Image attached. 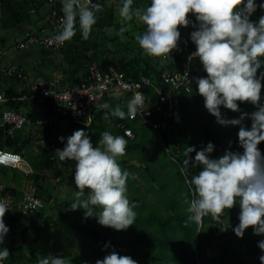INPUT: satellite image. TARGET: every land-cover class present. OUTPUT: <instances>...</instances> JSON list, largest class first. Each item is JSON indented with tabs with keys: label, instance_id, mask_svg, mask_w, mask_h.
<instances>
[{
	"label": "trees",
	"instance_id": "obj_1",
	"mask_svg": "<svg viewBox=\"0 0 264 264\" xmlns=\"http://www.w3.org/2000/svg\"><path fill=\"white\" fill-rule=\"evenodd\" d=\"M138 1L133 0V5ZM141 1L147 2L148 5L150 4V0ZM92 3L94 5L97 3L101 4L103 11L97 14V23L93 26L88 40L82 39L77 26L76 35L71 41L65 42L61 49L52 51L41 48L42 57L47 56L51 65L54 62L53 58L56 56L60 57L58 65L53 68L55 75L60 74L65 77V81L75 84L79 82L76 77L79 70L84 69L87 63L95 62L107 69L109 66L115 67L117 71L124 73L129 81H137L140 77H146L153 85H160V87L165 89L167 85L163 82L162 75L170 74L175 69L180 70L181 64L173 62L160 66L157 63L158 58L142 56L141 48L135 39L136 36H130L126 45L119 46L117 40H120L121 37L119 33L121 24L120 21H115L119 14L114 7L116 5L121 6L122 0H92ZM256 3L259 5L264 3V0H256ZM0 7L4 13L9 14L12 26L29 23L31 21V14L29 13L31 9L34 10L32 15L37 16L39 11L46 7L45 16L41 17L43 19H46L53 11L62 14L61 1L58 4L51 5L44 1L36 2L35 0H0ZM262 13L264 12L258 7L250 19L252 21L257 20ZM43 19L39 20L42 21ZM189 19L195 23L194 16L190 15ZM107 28L114 29L111 36L105 35ZM188 28L190 29L189 32L181 38L182 42L178 44V49H187V51H184L185 55H189L190 51L196 50L195 45L190 40V33L194 28L192 26ZM42 32L45 31L39 30L36 33L41 34ZM45 33L47 34L48 31ZM125 35L128 36L127 34ZM171 53L169 54L170 56H172ZM192 61L194 63V60ZM198 61L199 59L197 58L195 64ZM40 64L42 63L40 62ZM44 66H46V63L43 64ZM193 68L197 69L196 71L193 70L195 78L206 75L200 62L198 66L194 65ZM53 72H51V75H53ZM37 76H44L47 80L51 79L43 72ZM11 79L13 78H6L5 83ZM261 83L264 85V81H261ZM23 89L21 92L15 93L11 87H8L5 94L8 98L13 99L21 97L25 93H30L25 89V84ZM142 91L146 101H148V106L151 107L156 99L153 88L145 86ZM123 96V99L120 98L115 102H111L108 109H100L88 124L68 122L82 127L85 126L84 128H86V133L90 137L91 142H94L105 131H109L113 135L124 136L127 140L125 155L117 158L118 163L123 171L137 172L145 183V188L141 191L136 178L129 175L127 180L129 201L136 205L134 209L137 213L136 221L127 230L115 231L101 225H95L93 222L82 224L84 219L81 217L79 220L80 224L91 226L89 232L86 230L88 238H84V234L77 232L75 229L76 236L70 239L65 233V227L73 224V227L76 228L78 221L67 220L70 218L67 212L68 204H71L72 201L63 202L61 206L68 208L66 210L62 209L58 217L61 216L64 219L62 224L64 226L62 227L65 231L59 232L64 241L56 242V244L61 245L63 242L69 248H73L76 245L75 252L80 251L82 253L86 249L91 250L87 264H95L97 259H103L105 255L113 250L121 256H130L137 264H260L259 257L264 255V253L257 247V244L264 239V236L253 235L251 228L245 231L242 238H238L234 234L233 229L239 223L240 209L238 205L231 210L225 209L220 222L212 220L210 216L204 217L202 224L187 221L189 213L187 211L188 204L185 203V200L190 201L192 196L190 187L185 182L186 177L181 172V168L184 167V161L187 159V147H195L200 150L211 142L214 145V151L211 154L213 158L222 156L226 150L242 151L238 146V127H225L216 122V118L211 116L204 108V101L197 94L195 81L189 94L181 91L177 95L178 110L181 114L180 123L175 124L168 121L166 126H162L158 132H155L151 126L145 124L139 118L131 119L126 117L120 120L116 117H110V122L104 119L105 114H110L116 106H120L122 110L127 112L129 95ZM25 102L45 105L44 102L39 101H19L8 102L5 106L18 110ZM261 102H264V87L261 90ZM240 109V112L233 113L221 108L222 118H239L241 113L250 114L256 110L254 106L248 103L240 104ZM57 119L60 118H52L50 124L45 128L46 132L43 134V138L48 140L49 143L45 146L37 144L38 152L31 164L35 169L51 170L61 183L74 185L75 167H73V173L67 175L54 164L55 155H53V152L56 153L60 145L50 142V139H52L50 131L59 123ZM160 119L163 120V116H155L153 118V120L161 121ZM243 123L245 126L250 127V120L245 119ZM119 124H123L127 129L131 130L134 136L132 138L127 137L119 128ZM19 132L17 131L16 133ZM16 133L12 137H8L4 129L0 127V148L16 152L22 157H26V160H29V155L25 148L28 142L31 141V136L27 140L20 142ZM41 140L43 139H38V141ZM96 146L103 147L102 145ZM164 146L171 148L170 152H166ZM258 147L261 153L264 154V142ZM190 155L194 157L195 152ZM5 168L8 167H3L0 170V175L3 174ZM199 170V168H192L189 165L188 176L194 175ZM20 176V188H28L27 192L43 199L44 206L41 209L30 212L27 217H23L16 208V204L14 205L8 215L10 221L6 222L4 220L9 228L7 237L10 236L11 243L7 246L5 241L3 245H0V248L6 247L9 250L10 256L0 261V264L21 263V259L25 258L21 255L23 243L30 242L27 239L32 233L34 237L31 242L37 243L42 237L39 231L52 230V226L58 223L57 219H55V222L48 223L45 206L52 199L43 182H39L40 177L35 173L24 176L22 172H20ZM42 179L44 181V178ZM2 186L4 187L2 195L9 193L15 203L18 200L21 201L22 191L19 192L17 189L5 185ZM148 194L154 195L156 203H153L148 198ZM93 207L94 213L98 212L99 209L95 206ZM27 220H29L28 223L26 222ZM95 221L97 222V220ZM17 223L24 224V230L20 234V245L14 241V228ZM55 239L59 238L55 237ZM106 244L108 245L107 248H105ZM55 249L59 253L62 252L63 247L58 246ZM19 251L20 256L17 257L16 255ZM60 255L65 258L66 264L70 263L71 260L67 259L68 252L60 253ZM28 261L29 263L37 264V258L34 255H30V260Z\"/></svg>",
	"mask_w": 264,
	"mask_h": 264
},
{
	"label": "clouds",
	"instance_id": "obj_2",
	"mask_svg": "<svg viewBox=\"0 0 264 264\" xmlns=\"http://www.w3.org/2000/svg\"><path fill=\"white\" fill-rule=\"evenodd\" d=\"M61 3L60 31L53 40L60 45L71 41L77 26L82 39L88 40L103 6L99 3L92 5V0L85 3L61 0ZM257 7L264 12V3L257 5L256 0H150L147 7L136 8H133V0H122L118 9L120 34L128 31L133 19L145 26L135 39L149 57L168 58L171 52L178 49L179 29L194 28L190 40L196 50L188 60H194L193 66H198L200 62L206 74L194 78L197 94L203 98L204 108L218 124L238 127V146L242 151L226 150L222 156L213 158L214 145L211 142L200 150L187 147V159L181 168L192 196L190 201L185 200L189 213L187 221L202 224L204 217L210 216L220 222L225 209L231 210L238 205L239 223L233 229L238 238H242L249 228L253 235L264 236V154L258 147L264 142V102H261L264 87L261 83L264 81V15L257 21L250 19ZM190 15L195 17V23L189 19ZM197 58L199 61L195 64ZM181 91L185 92L178 90L179 93ZM244 103L251 104L256 110L250 114L241 113L239 118H222L221 108L236 113L241 111L240 104ZM142 106L143 94L138 92L128 102L127 112L116 106L110 114H105L104 119L110 122V117L120 120L135 118ZM155 116H163L166 120L163 114L153 118ZM245 119L250 120V127L244 125ZM125 134L131 135L130 130H126ZM59 139L64 147L57 149L56 155L61 161L75 163L73 181L76 200L71 203L70 210L83 209L85 218L95 217L97 223L105 228L127 230L137 218L134 211L136 205L130 203L127 195L129 173L121 169L117 160L125 155L127 140L124 136L105 131L97 143L103 147H94L83 129L73 132L66 142L64 137ZM34 141L36 145L40 144V141ZM193 152L194 157L190 155ZM15 159L17 157L11 154L0 153V164ZM189 165L200 170L189 177ZM86 189L87 199L81 200ZM93 206L99 209L98 212L94 213ZM8 211L7 201L0 199V245L5 243L9 232L4 222ZM257 247L264 253V239L258 242ZM9 256L6 247L0 248V261ZM259 260L260 264H264V255ZM37 264H66V260L61 255L48 254L38 256ZM95 264L137 262L113 250L103 259H97Z\"/></svg>",
	"mask_w": 264,
	"mask_h": 264
},
{
	"label": "built area",
	"instance_id": "obj_3",
	"mask_svg": "<svg viewBox=\"0 0 264 264\" xmlns=\"http://www.w3.org/2000/svg\"><path fill=\"white\" fill-rule=\"evenodd\" d=\"M36 2H46L47 4H58L61 0H35ZM86 0H78V3H85ZM92 5H94L92 3ZM91 6V5H90ZM30 14L34 13V10L29 11ZM62 14L53 11L45 19V24L49 28L47 34H37V33H25L18 42L11 46H3L0 49V79L2 77L12 76L22 84H25V89L30 93H25L21 98L16 100L11 99L13 102H44L47 108H49L55 117H62L69 119L72 122L83 124L89 121L100 108H105L108 106V102L104 100L107 92L116 90L124 95H129L128 102L134 98L136 93L142 94V88L145 86H151L154 88L158 99L155 105L146 109V99L143 95V106L138 109L135 118H139L142 122L152 127L155 132H158L162 125L166 124V120L171 121V123H179V112L176 109L177 99L175 94L178 90L183 89L186 93H190L192 84L191 81L195 77L193 70L192 61L188 60L189 55H185V49H177L178 55L183 57L180 70H173L170 74L162 75L163 82L170 87L175 88L174 92L166 93L165 96L159 97L163 89L160 87L153 86L151 82L146 77H140L137 81H129L126 79L125 74L122 72H117L115 67L109 66L108 69L100 66L95 62H89L86 64L85 76L83 81L75 83L73 85H64L62 83L61 77L53 76L51 79L47 80L44 76H35L31 82H28V76L24 74L23 68L18 65L8 62L10 56L13 52L18 50H25L30 47H39L46 50L57 51L63 47L53 40V37L60 31V20ZM161 58V61H164ZM175 66V64H173ZM113 67V68H111ZM185 73H187V79L185 78ZM24 90V89H23ZM170 99L172 101H170ZM4 94L0 92V102L7 101ZM163 114L166 120L162 122L158 120H153L154 115ZM132 119V118H131ZM48 121V125L50 124ZM28 123V118L13 109H9L3 112L1 115L0 127L5 131L6 136L12 137L17 131H20ZM40 124V122H37ZM28 125V124H27ZM43 126L44 122L40 125ZM119 128L126 133L127 129L123 124H119ZM131 132V131H130ZM37 134V131H33V136ZM126 135V134H125ZM132 138L133 134L126 135ZM35 143V141H34ZM40 144L47 145L45 140H41ZM168 146H164L166 152H170ZM0 153L11 154L17 159L8 161L6 164H0V170L3 167H8L11 169H17L20 171L22 165L24 164V159L16 152L0 148ZM1 172V171H0ZM4 187L0 185V199H5L9 205V211L6 212L4 220L6 222L10 221L8 215L12 211L14 205L23 217H27L28 214L37 209H41L44 206L43 199L34 195L33 193L24 191L21 201L18 200L16 203L13 197L8 193L2 195ZM27 223L29 220L26 221Z\"/></svg>",
	"mask_w": 264,
	"mask_h": 264
},
{
	"label": "rangeland",
	"instance_id": "obj_4",
	"mask_svg": "<svg viewBox=\"0 0 264 264\" xmlns=\"http://www.w3.org/2000/svg\"><path fill=\"white\" fill-rule=\"evenodd\" d=\"M134 8L136 7H147L148 4L145 1H141L139 0L137 3H134ZM46 8V7H45ZM34 17L36 16H31V19H35ZM120 21V17H116L115 21ZM142 27H144V25H142L141 23H139L136 19H134L133 21L130 22V26L128 28V31H126L125 33L121 34L120 40H117V43L119 46H123L126 45L127 42L129 41L130 36H132V32L141 29ZM180 31V38L182 37V34L187 33L188 28H181L179 29ZM27 32L30 33H36L37 30L35 29V26L33 25H29V24H19L17 26H12L11 22H10V16L8 13H4L0 7V49L3 46H11L14 45L16 42L19 41V39ZM114 32L113 28H107L105 31V35L107 36H111ZM125 34H127L128 36H126ZM41 48L39 47H30L28 49L25 50H18L15 51L11 54L10 59L8 60L10 63L16 64L21 66L25 73L28 75V82H31L35 76L40 75V73H44L46 75H48V77L52 78L53 76L55 77H61L62 79V83L66 80L64 76L58 74L55 75L56 73L53 72V68L58 65V62L60 60L59 56H56L55 58H53V63L52 65L49 64V60L47 56H43L42 57V53H41ZM142 51V56H147L143 50ZM172 56L166 58L164 61H161V58H158L157 63L160 66L163 65H167V64H171L173 62H177V63H181L183 61V57L181 55L177 54V50H174L171 53ZM149 58H157V57H149ZM40 62L42 64H40ZM46 63V66L43 67V64ZM101 66V65H100ZM38 67V68H37ZM103 67V66H102ZM105 68V67H104ZM113 68V67H111ZM107 69V68H105ZM86 71V66L84 69L79 70V73H77L76 77L77 79H79V82L83 81L80 78L83 75V72L85 73ZM117 71V70H116ZM51 72H53V75H51ZM60 72V71H59ZM118 72V71H117ZM58 73V72H57ZM194 78L191 79V84L194 81ZM78 83V82H77ZM7 85H12L15 84L12 81H6ZM152 84V83H151ZM64 85H73L70 84L69 82L65 81ZM153 85V84H152ZM14 86H18L20 88L24 87V84H15ZM156 87H160L157 85H153ZM151 87V86H149ZM153 88V87H151ZM161 89H163L162 87H160ZM153 91L156 95V99L154 96V103L152 106L155 105V103L157 102L158 96L153 88ZM175 88L167 86L165 87V89H163V91L158 94L159 97L165 96L166 93H171L174 92ZM179 92H177L175 94V98L178 100V95ZM109 94V98L114 100L116 97V100L120 99V98H124L123 95H121V93H117L116 90H113L111 92H108ZM110 100V101H112ZM170 101H172L170 99ZM7 106L2 105L0 107V112L6 110ZM19 112H21V114H24L26 117H28V125L26 124L23 129L19 132L16 133L18 139L20 142H23L25 140L28 139L29 137V131H30V126H34V125H40L42 122H44V125L42 126H34L37 129H43L46 128L48 126V121L50 119V121H52V118H60L57 119V121L59 123L56 124V126L54 128L51 129V135H52V139H51V143H55L60 145L59 149H63L64 147V143H62L60 141V137H64L65 138V142H66V138L70 137L73 132H75L76 130H80L83 129L86 132V128L82 127V126H78L76 124H71L68 121H70L69 119H65L62 117H55L54 114L52 113V111L47 108L45 105L42 106L40 104H29L26 103L21 105L18 109ZM65 119V120H62ZM161 120V119H160ZM159 121V120H158ZM37 122H40V124H38ZM72 122V121H71ZM162 122V120L160 121ZM76 123V122H73ZM167 124V123H166ZM162 125L163 127L166 126ZM162 128V127H161ZM44 130L42 131V134H40V138L39 139H43V133ZM37 136V134L35 136H31V138H33V141L35 140V137ZM16 137V136H15ZM100 137H97L95 139L94 142H92L93 146H96L98 141H99ZM38 140V139H37ZM48 141V140H46ZM47 143V142H46ZM35 144V143H34ZM53 145V144H52ZM33 143L31 144L30 142H28V145L25 148V151L28 153L29 155V160H26V157L24 159V164L22 165V168L20 169V171L17 170H13L10 168H5L3 171V174L0 175V185H5V186H9V187H13L15 189H17L19 192L20 191H28L29 189H23L22 187L20 188V172L24 173L26 176L27 175H31V174H37L40 179L39 182H43L45 188L50 192L51 194V199L52 201H49L46 204L45 209H47V220L49 221L48 223L51 222H55L57 219L58 223L54 224L55 226H52V230H48V231H39V233L41 234V238L37 243L31 242V240L33 239L34 235L32 233V235L29 237L30 242L27 243H23L22 246V252L21 255H23V257L21 259V263L19 264H32L29 263L28 260H30V255H34L36 256V258L38 259L39 257H43L45 255L48 254H52V255H60V253H66L68 252L67 255V259L71 260L69 264H87V261L89 260V252L91 250L86 249L84 252L82 251V253L80 251H76V245L73 246V248H69L66 247V245L62 242L61 245H57L56 242L59 241H64L61 238V235L59 232L61 231H65L66 229V235L68 236V238L72 239V237H75V229L77 230V232H81L84 234V238H88L87 234H86V230L89 232L91 229V226H83L82 224H85V222H93L95 225L100 226L95 220V217H88L85 218L84 216V210L81 209H77L75 211L70 210L71 209V204H68V207H62L61 204L63 202H67V201H72L74 202L76 200V186L74 185H67L66 183H61L58 178H56L55 173H53L51 170L49 169H35L32 167L31 162L33 160H35L36 157V153L38 152V146L36 145L35 150H33ZM58 149V148H57ZM53 155H55L54 157V164L57 165L59 168H61L62 172L67 174V175H71L73 173V167H75V163L72 161H61L59 159L58 156H56V153L53 152ZM136 165V163H134ZM35 169V171H34ZM127 171V170H125ZM128 172V171H127ZM129 175L131 177H134L138 180L141 191L144 190L145 188V183L143 181V179L139 176V174L137 172H128ZM15 174V177L12 178V175ZM44 178V181L43 179ZM66 180V178H65ZM87 190H85V195L83 197H81V200H86L87 199ZM148 198L153 202L156 203V198L154 197V195L152 194H148ZM68 208V209H67ZM62 209H67V212L69 213V219H67L68 221L73 220L74 222L78 221V225L76 226V228L73 227V224H71L70 226H66L65 229L62 227L64 225V219L58 215L61 214ZM81 217L84 219V223L80 224L79 220L81 219ZM78 219V220H77ZM82 225V226H81ZM99 230H101L100 228H98ZM24 230V224L22 223H17L15 225L14 228V241H16L15 243L20 245V234L21 232ZM55 237L59 238V239H55ZM5 241L7 243V246L10 245L11 243V238L10 236L5 238ZM77 241V240H75ZM90 242V241H89ZM76 243V242H75ZM77 244V243H76ZM61 246L63 247L62 252H57V250L55 249V247ZM206 255V253H205ZM17 257L20 256V251L17 253L16 255ZM62 256V255H61ZM94 258V257H92ZM91 258V259H92ZM18 263V262H17Z\"/></svg>",
	"mask_w": 264,
	"mask_h": 264
},
{
	"label": "crops",
	"instance_id": "obj_5",
	"mask_svg": "<svg viewBox=\"0 0 264 264\" xmlns=\"http://www.w3.org/2000/svg\"><path fill=\"white\" fill-rule=\"evenodd\" d=\"M119 7L120 6H115L114 8H115V10L116 11H118V9H119ZM46 8H43L42 10H40L39 11V13H38V15L36 16V15H31V16H36V17H34L35 19H31V21L29 22V23H26V24H29V25H33V26H35V29L37 30V31H39V30H44L45 32L46 31H48L49 30V28L47 27V25L44 23V19L43 18H41V17H43V16H45V13H46ZM41 19H43L42 21H40ZM145 28V26L144 27H142L141 29H139V30H136V31H133L131 34H132V36H136V35H138V34H140V33H142L143 32V29ZM189 28H188V31H187V33L189 32ZM187 33H184V34H182V37L183 36H185ZM181 37V38H182ZM180 38V43L182 42V39ZM192 51H194V50H192ZM19 66V65H18ZM24 71V70H23ZM24 73H25V71H24ZM25 75H27L26 73H25ZM28 76V75H27ZM84 76H85V73L83 72V75H82V77L80 78L81 80L84 78ZM78 77V76H77ZM9 81H12V82H14L15 84H17V85H19L20 84V82L18 81V80H13V79H11V80H9ZM15 84H12V85H7L6 83H5V80H4V87H2V88H0L4 93H5V91H6V89L8 88V87H11L12 89H13V91H15V93L16 92H21L22 90H23V88H20V87H18V86H14ZM22 84V83H21ZM117 98V97H116ZM116 98L114 99V100H112V99H110L109 98V95H107V98H106V101L108 102V106H107V108L106 109H108L109 107H110V104H111V102H115L116 101ZM110 100H112V101H110ZM148 102V101H147ZM6 104V103H5ZM5 104H0V107L2 106V105H5ZM128 105V104H127ZM46 106V105H45ZM47 107V106H46ZM6 109H13V110H15V111H17V112H19L18 110H16V109H14V108H10V107H7ZM19 109V108H18ZM0 115H1V112H0ZM0 123H1V116H0ZM31 128H30V131H29V137L30 136H32V134H33V131L35 130V131H37V136L35 137V140H37L38 138L37 137H39L40 138V134H42V131L44 130V132L43 133H45L46 132V129L45 128H43V129H37L36 127H34L33 125L32 126H30ZM37 129V130H36ZM131 131V130H130ZM132 132V131H131ZM132 134H133V132H132ZM134 136V135H133ZM51 140V139H50ZM31 144L33 143V145H34V147H33V150H35V147H36V144H34V141H33V138H31V141H29ZM7 150V149H6ZM15 177V174H13L12 175V178H14Z\"/></svg>",
	"mask_w": 264,
	"mask_h": 264
},
{
	"label": "bare ground",
	"instance_id": "obj_6",
	"mask_svg": "<svg viewBox=\"0 0 264 264\" xmlns=\"http://www.w3.org/2000/svg\"><path fill=\"white\" fill-rule=\"evenodd\" d=\"M257 9H258V7H257ZM256 11H257V10H256ZM256 11H255V12H256ZM255 12H254V13H255ZM261 15H264V13L260 14V16H261ZM257 20H258V19H257ZM257 20H253V21H257ZM41 34H46V33H45V32H42ZM182 49H185V48H182ZM185 50L187 51V49H185ZM190 52H195V51H190ZM9 77H12V76H9ZM9 77H2V78L0 79V88L4 87V80H5L6 78H9ZM12 78H13V77H12ZM13 79H15V78H13ZM0 92H2V93L4 94V96H5V98L8 99L7 101L0 102V104H5V103H8V102H13V101H11L10 98H8V97L6 96V94H5L1 89H0ZM117 93H120V92H117ZM121 94H122V93H121ZM142 94H143V91H142ZM107 95H109L108 92L106 93V95H105V97H104V100H105V101H106ZM123 95H124V94H123ZM18 98H19V97H18ZM20 98H21V97H20ZM13 99L16 100L17 98H13ZM147 103H148V102L146 101L145 108H146V109H150V108L148 107ZM106 108H107V107H105V108H100V109H106ZM100 109H98L97 112H98ZM6 110H9V109H6ZM6 110H4V111H6ZM4 111L1 112V115L3 114ZM97 112H96V113H97ZM96 113H95V115H96ZM1 115H0V116H1ZM95 115H94V116H95ZM94 116H93V117H94ZM93 117H92V118H93ZM92 118H91V119H92ZM91 119H90V120H91ZM90 120L84 122L83 124H88V123L90 122ZM180 120H181V114L179 113V123H180ZM177 124H178V123H177Z\"/></svg>",
	"mask_w": 264,
	"mask_h": 264
}]
</instances>
